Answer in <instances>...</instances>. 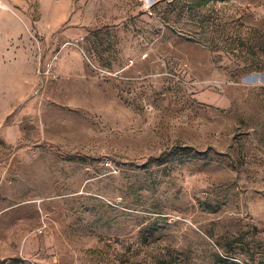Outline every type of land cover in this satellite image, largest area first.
<instances>
[{
	"label": "rangeland",
	"instance_id": "rangeland-1",
	"mask_svg": "<svg viewBox=\"0 0 264 264\" xmlns=\"http://www.w3.org/2000/svg\"><path fill=\"white\" fill-rule=\"evenodd\" d=\"M192 2L0 0V264H264V0Z\"/></svg>",
	"mask_w": 264,
	"mask_h": 264
},
{
	"label": "trees",
	"instance_id": "trees-1",
	"mask_svg": "<svg viewBox=\"0 0 264 264\" xmlns=\"http://www.w3.org/2000/svg\"><path fill=\"white\" fill-rule=\"evenodd\" d=\"M185 1H188V0H185ZM189 1H191V0H189ZM209 1L210 0H193L192 5H193V8H195V9H201V8L205 7Z\"/></svg>",
	"mask_w": 264,
	"mask_h": 264
},
{
	"label": "water",
	"instance_id": "water-1",
	"mask_svg": "<svg viewBox=\"0 0 264 264\" xmlns=\"http://www.w3.org/2000/svg\"><path fill=\"white\" fill-rule=\"evenodd\" d=\"M257 78H258V75H254L253 78H252V80L256 81ZM246 80H251V78L248 77ZM261 80L264 81V75L261 76Z\"/></svg>",
	"mask_w": 264,
	"mask_h": 264
},
{
	"label": "crops",
	"instance_id": "crops-1",
	"mask_svg": "<svg viewBox=\"0 0 264 264\" xmlns=\"http://www.w3.org/2000/svg\"><path fill=\"white\" fill-rule=\"evenodd\" d=\"M0 6L3 7V6H2V3L0 4Z\"/></svg>",
	"mask_w": 264,
	"mask_h": 264
}]
</instances>
